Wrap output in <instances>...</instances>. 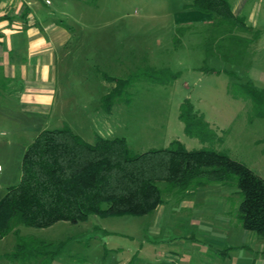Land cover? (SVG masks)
Instances as JSON below:
<instances>
[{"label": "rangeland", "instance_id": "obj_1", "mask_svg": "<svg viewBox=\"0 0 264 264\" xmlns=\"http://www.w3.org/2000/svg\"><path fill=\"white\" fill-rule=\"evenodd\" d=\"M97 1L86 0L88 7H80L85 8L78 15L81 23L73 24V38L59 55L60 92L47 119L31 122L18 99L12 100L10 114L5 113L7 107L3 110L4 104L0 103V119H5L6 127L10 119L12 131L4 136L0 132V198L8 186L20 180L26 142L40 129L57 128L64 123L89 142L122 137L136 153L166 147L173 139L180 140L188 149L214 148L241 161L264 179V104L248 103L243 95H232L228 89L231 82L248 79L264 89V49L256 47L250 68L211 57L206 64L220 70L219 73L196 71L192 66L201 63V51L190 50L188 45L177 47L173 41L175 24L171 14L182 7L171 6L172 2L169 6L166 3L156 6V0L114 3L100 0L96 5ZM150 66L169 67L180 70L181 74L176 79L156 82L144 73L130 88L131 95L115 103L110 112L101 109L100 97L113 86L103 79L102 73L122 78ZM226 71H234L239 78L230 77ZM0 91L4 92L1 84ZM186 99L210 123L217 141L208 139L202 143L184 133L179 106ZM235 190L232 186L210 183L196 188L189 196L164 195L166 203L154 215H92L77 224L59 221L47 228L23 225L18 228L23 235L64 243L54 264H104L105 258L112 259L111 264H138L139 261L153 264V260H157L156 264H168L172 252L185 260H193L197 257L195 254H214L208 250L209 246L204 252L195 250L201 249L203 242L191 245V240L179 238L181 235L191 239L198 235L209 238L202 231H190L185 221L187 215L201 214L199 202L203 200L208 212L217 211L215 195L234 194ZM236 196L229 204L225 198L226 210L236 209ZM220 214L216 212L215 216ZM176 239L179 242L175 243ZM182 239L187 242H180ZM14 244L12 234L0 241V264H13L3 254L12 250Z\"/></svg>", "mask_w": 264, "mask_h": 264}, {"label": "trees", "instance_id": "obj_2", "mask_svg": "<svg viewBox=\"0 0 264 264\" xmlns=\"http://www.w3.org/2000/svg\"><path fill=\"white\" fill-rule=\"evenodd\" d=\"M173 20L175 46L201 51V63L192 66L193 70L219 73L206 64L211 57L235 66H252L262 31L244 16L235 15L230 0H191L173 13ZM140 73L133 71L122 78L102 73L113 86L100 97L101 109L110 112L115 103L131 95L130 88L144 73L156 82L181 74L169 67L151 66ZM226 73L239 78L234 71ZM228 89L232 95H243L248 103L264 104V89L250 79L231 82ZM179 108L186 135L202 143L217 141L210 123L190 101H182ZM210 183L236 189L237 223L264 238V179L226 153L210 147L188 149L178 139L166 147L136 153L122 137L89 142L66 123L41 129L24 150L19 182L8 186L0 198V241L8 234L15 238L13 249L3 255L13 264H53L65 244L23 235L19 225L47 228L59 221L77 224L92 215H152L166 203L164 195L189 196ZM232 248L215 251L226 255Z\"/></svg>", "mask_w": 264, "mask_h": 264}, {"label": "crops", "instance_id": "obj_3", "mask_svg": "<svg viewBox=\"0 0 264 264\" xmlns=\"http://www.w3.org/2000/svg\"><path fill=\"white\" fill-rule=\"evenodd\" d=\"M98 1L96 5L99 4ZM110 1L114 3L123 0ZM156 1V6L161 3L169 6L172 2L171 6L174 4L182 7L187 3L186 0ZM84 2L86 0H0V84L4 89L3 93L0 91V103L4 104L3 110L7 107L4 110L6 114L11 112L12 100L18 99L21 108L29 113L31 122L47 119L60 92L57 69L59 55L73 38V24L81 23L78 15L88 7ZM230 2L235 15L244 16L248 24L262 31L256 47L264 49V0ZM3 120L5 119H0V132L4 136L12 131L10 119L7 127ZM31 141L32 139L26 142L23 152ZM220 195L222 198L215 195L214 200L216 206H219L217 211L208 212L206 200H203L199 202L201 214L187 215L185 220L190 231H202V234H209V238L205 239L201 235L192 239L185 235L179 236L191 240V245L203 242L201 249L195 250L204 252L208 248L206 246H209L211 249L208 250H212L214 255L195 254L196 259L185 260L179 253L172 252L168 264H255L256 261L257 264H264V238L243 229L235 219L234 210H226L228 206L225 198H228L229 204L237 194ZM216 212L222 214L217 217ZM174 242L179 241L176 239ZM180 242L185 243L183 239ZM227 246L233 248L226 255L216 253L215 249ZM103 260L104 264L112 262L109 258ZM156 263L157 260H153V264Z\"/></svg>", "mask_w": 264, "mask_h": 264}]
</instances>
